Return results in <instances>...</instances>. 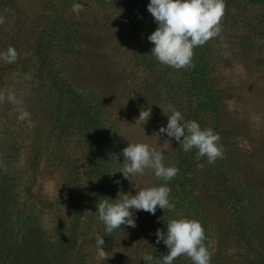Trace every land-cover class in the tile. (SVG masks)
Segmentation results:
<instances>
[{"label":"rangeland","instance_id":"obj_1","mask_svg":"<svg viewBox=\"0 0 264 264\" xmlns=\"http://www.w3.org/2000/svg\"><path fill=\"white\" fill-rule=\"evenodd\" d=\"M141 2L146 9L149 0ZM128 3L0 0V52L17 51L13 63L0 59L8 204L23 207L49 243L63 247L67 264H144L142 252L159 259L168 249L156 230L179 217L201 222L210 264H264V0H225L220 36L196 47L192 66L179 70L150 54L157 24L149 13L134 28ZM42 38L50 41L43 71ZM170 108L219 133L223 158L209 164L195 156L186 193L175 177L167 184L173 209L139 211L134 228L106 233L95 212L100 201L162 183L151 169L123 176L127 143L162 152L166 166L178 163L182 146L159 133ZM97 234L105 236L104 257ZM173 264L192 261L180 255Z\"/></svg>","mask_w":264,"mask_h":264},{"label":"clouds","instance_id":"obj_2","mask_svg":"<svg viewBox=\"0 0 264 264\" xmlns=\"http://www.w3.org/2000/svg\"><path fill=\"white\" fill-rule=\"evenodd\" d=\"M80 10L82 5L74 2L71 11L78 13ZM147 11L157 24L147 37L153 45L150 54L161 65L179 70L192 66L196 47L220 36L225 0H149ZM0 59L13 63L17 59L16 49L10 46L6 51L0 52ZM28 115L24 111L18 119L23 120ZM150 115L149 107L140 111L138 119L146 122ZM166 115L167 124L160 127V134H166L177 141L184 152L195 149L198 160L206 157L208 163L213 164L218 158H223L219 133L211 128H202L195 120H185L178 109L170 108ZM122 155L124 166L119 171L125 178L131 180L132 176L143 175L145 169H151L162 183L137 190L135 195L118 193L115 199L100 201L95 212L104 224L106 233L120 229L121 225L134 228L135 214L139 211L154 215L157 207L162 210L174 208L167 184L179 169L175 165L166 166L163 153L142 142L127 143ZM104 237L99 234L95 236V245L101 257H104ZM205 240V230L200 221L185 217L174 218L167 223L165 231L156 230V242L162 241L168 249L167 253L156 259L152 254L142 252L140 259H143L144 264H173L178 256L185 255L192 264H210L211 245L206 246Z\"/></svg>","mask_w":264,"mask_h":264},{"label":"trees","instance_id":"obj_3","mask_svg":"<svg viewBox=\"0 0 264 264\" xmlns=\"http://www.w3.org/2000/svg\"><path fill=\"white\" fill-rule=\"evenodd\" d=\"M142 0H129L128 16L130 23L137 26L149 14L142 8ZM149 3V2H148ZM147 3V4H148ZM50 41L44 38L38 40L37 55L40 56L42 71L47 66L46 50H48ZM204 45L198 46L199 51L203 50ZM204 65L200 64V69L204 70ZM196 150L189 152L182 151L175 165L179 171L175 176L176 183L182 187L184 193L194 179L189 169L195 168ZM5 161H0V264H67L68 258L65 256L63 247L54 248L51 243L41 234V229L34 223L32 217L24 213V208L19 205L8 204L10 177L6 172L1 171ZM3 163V164H1ZM97 190V188H96ZM231 191L230 197L239 196V192ZM97 196V194H95ZM9 198V199H8ZM8 199V200H7ZM7 200V203H6ZM239 222V221H238ZM19 238H22L21 241Z\"/></svg>","mask_w":264,"mask_h":264}]
</instances>
